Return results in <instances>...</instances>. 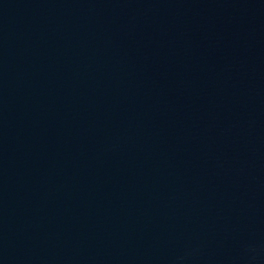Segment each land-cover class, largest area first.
<instances>
[{
	"label": "water",
	"instance_id": "95a60500",
	"mask_svg": "<svg viewBox=\"0 0 264 264\" xmlns=\"http://www.w3.org/2000/svg\"><path fill=\"white\" fill-rule=\"evenodd\" d=\"M0 264H264V0H0Z\"/></svg>",
	"mask_w": 264,
	"mask_h": 264
}]
</instances>
